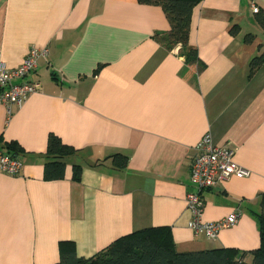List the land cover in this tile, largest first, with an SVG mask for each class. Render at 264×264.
Returning <instances> with one entry per match:
<instances>
[{
	"label": "crops",
	"instance_id": "crops-1",
	"mask_svg": "<svg viewBox=\"0 0 264 264\" xmlns=\"http://www.w3.org/2000/svg\"><path fill=\"white\" fill-rule=\"evenodd\" d=\"M255 2L264 13V0ZM168 29L160 6L137 0H0L6 65H19L31 47L49 49L28 76L41 89L10 115L0 104V150L16 143L23 164L17 175L0 172V264H55L61 241L87 258L158 226L170 228L181 252L259 246L264 64L252 74L249 64L264 51V26L248 0H200L189 29L206 64L198 74L178 47L153 38ZM207 132L249 171L202 191L203 221L241 212L213 240L188 227L185 200L190 160ZM50 133L77 150L55 180L43 176ZM118 153L127 156L123 167L114 164Z\"/></svg>",
	"mask_w": 264,
	"mask_h": 264
},
{
	"label": "trees",
	"instance_id": "trees-1",
	"mask_svg": "<svg viewBox=\"0 0 264 264\" xmlns=\"http://www.w3.org/2000/svg\"><path fill=\"white\" fill-rule=\"evenodd\" d=\"M139 3L158 5L162 8L169 23L166 32H156L153 38L167 50L178 47V54L184 58L188 67L195 66L196 73L203 71L206 64L199 58L198 51L189 44V29L193 7L200 0H137ZM258 21L264 26V13L256 12ZM252 34H246L245 42H251ZM264 64V51L250 60L252 74ZM8 153L16 157L19 147L16 143L7 144ZM72 146L63 143L55 134L50 133L46 144L47 160L44 164V179L63 178L65 158L75 154ZM115 165L123 167L127 156L114 154ZM81 166H72V179L79 181ZM261 210L257 214L259 223V246L251 251L235 248H214L200 251H177L168 226L150 227L133 231L112 241L101 251L90 257H79L73 242L59 243V259L55 264H264V193L260 195ZM251 260L247 261V256Z\"/></svg>",
	"mask_w": 264,
	"mask_h": 264
},
{
	"label": "built area",
	"instance_id": "built-area-1",
	"mask_svg": "<svg viewBox=\"0 0 264 264\" xmlns=\"http://www.w3.org/2000/svg\"><path fill=\"white\" fill-rule=\"evenodd\" d=\"M248 3L253 13L259 11L255 0H248ZM48 52L47 47H31L22 62L14 67H8L0 54V104L5 106L8 115L12 113V108L22 106L31 94L41 89L40 81L29 79L28 76L35 71L38 60L45 58ZM22 165L17 156L0 150V172L14 176L20 172ZM248 175L249 171L236 162L235 151L228 145L215 144L208 132L199 139L190 160L189 179L193 190L185 198L191 213L188 227L195 235L202 234L213 240L221 229L235 225L241 217V212L235 209L216 221H203L202 191L230 177Z\"/></svg>",
	"mask_w": 264,
	"mask_h": 264
}]
</instances>
